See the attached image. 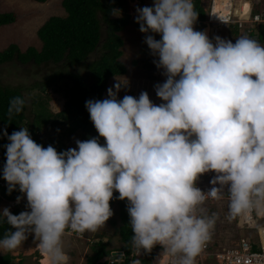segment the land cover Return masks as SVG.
Segmentation results:
<instances>
[{
    "label": "clouds",
    "instance_id": "clouds-1",
    "mask_svg": "<svg viewBox=\"0 0 264 264\" xmlns=\"http://www.w3.org/2000/svg\"><path fill=\"white\" fill-rule=\"evenodd\" d=\"M136 13L141 33L161 36L146 35L145 43L163 70L164 82L154 85L163 102L154 104L146 91L118 99L127 79L107 89V98L87 100L103 145L92 137L57 152L36 143L27 127L11 135L3 131L9 141L7 191L18 187L30 211L0 212V222L15 229L0 238V252H14L34 233L45 264H69L64 236L103 228L113 215L114 191L127 200L131 255L159 244L170 264H195L212 238L220 215L209 211L208 200L226 195L229 220L254 211L264 215V45L237 28L246 35L235 43L210 39L204 19L202 30H194L193 0H154ZM111 15L119 18L121 10ZM25 104V98L14 97L9 115L21 113ZM208 172L215 176L204 192L197 180ZM105 257L108 264H120Z\"/></svg>",
    "mask_w": 264,
    "mask_h": 264
},
{
    "label": "trees",
    "instance_id": "trees-1",
    "mask_svg": "<svg viewBox=\"0 0 264 264\" xmlns=\"http://www.w3.org/2000/svg\"><path fill=\"white\" fill-rule=\"evenodd\" d=\"M194 4L198 13L196 29L201 31L205 10L200 5V0H194ZM61 5L65 14L49 16L37 29V36L42 42L40 49L28 46L24 51H20L17 44L11 43L0 51V63L16 59L18 63H28L33 66L46 67L48 64H53L57 66L58 71L47 76L48 82L36 81V85L44 88L51 80L61 78L72 83L63 94L65 101L63 108L58 112H51L41 100H37V109L33 112V119L29 123L31 126L29 132L34 133L47 124L55 129L65 125L67 134L79 129L83 136L85 133H90L96 137L99 134L90 120L85 102L91 97L94 100L107 98L101 97V94L108 79L123 75L127 71V67L120 60L124 40L119 32L131 21L128 14V0H61ZM112 9H120L121 16L118 18L111 15ZM255 9L252 10L253 13ZM16 19L17 14L14 11H0V26L13 23ZM248 35L254 36V33ZM256 36L259 38L258 41L264 39V23H260ZM142 53L145 54L142 60L147 71L146 77L155 79V73L160 70L153 63L157 58L151 55L147 45L144 46ZM65 70H68L67 74L64 73ZM85 76L90 77V80L85 79ZM17 96L24 98L20 86H0V200L7 201L16 200L17 196L23 195L18 187L9 194L7 182L3 179V167L6 163L5 145L9 143L3 131L6 130L7 134L11 135L26 123V104L21 113L13 112L11 115L8 113L10 101ZM49 145L55 147L57 152L66 151L61 140L50 138L47 141V146ZM118 196L119 193L114 191L113 199L109 203L117 204L119 221L117 229L122 243L119 249L124 253L120 264H130L135 258L140 259L141 264H156L164 252L161 245H155L149 253L142 252L139 257L131 255L130 240L133 233L129 225L127 200H119ZM19 211L16 207L11 213L18 215ZM116 221L111 219L112 224ZM14 230L6 222H0V238H3L6 231ZM91 250L92 253L87 257L85 264H108V260L101 261L110 254L106 241L101 238L95 240L91 244ZM0 264H13V256L9 253L1 254Z\"/></svg>",
    "mask_w": 264,
    "mask_h": 264
},
{
    "label": "rangeland",
    "instance_id": "rangeland-1",
    "mask_svg": "<svg viewBox=\"0 0 264 264\" xmlns=\"http://www.w3.org/2000/svg\"><path fill=\"white\" fill-rule=\"evenodd\" d=\"M236 1V4L239 6L243 2L242 0ZM153 3L154 0H128V14L131 21L119 32L124 40L121 47L122 56L120 57V60L127 67V71L123 75L109 78L101 97H107V89L112 87L117 80L124 82L127 79V86L122 87L117 93L118 99H122L125 95H131L138 98L142 91H146L150 100L154 104L159 105L163 102L156 96L154 89V85L157 83H163L165 80V77L162 75L163 70L160 69L157 74L155 73L156 78L150 80L146 77L147 71L142 60L143 57H145L142 50L144 46L147 45L145 43V38L146 35H150L151 33H141L139 31V24L135 22V17L137 15L136 9L144 6L151 7L153 6ZM206 4L207 0L203 2V6L206 7ZM0 11H14L17 14V19L13 23L0 26V51L7 48L11 43L17 44L20 51H24L28 46H34L37 49H40L42 42L37 36V29L39 26L51 15L65 14L63 6L61 5V0H46L44 2H37L34 0H0ZM203 31L208 35L207 28L203 29ZM152 34L157 40L161 38L158 33ZM242 35L246 34L238 33L236 35L232 30H229L227 33L220 31V33L215 36H220L221 38L231 40L235 43L237 37ZM247 36L256 41L259 39L256 35ZM258 42L261 45H264V39ZM56 67L57 66H54L53 64H48L46 67L43 65L33 66L28 63L21 64L18 63L16 59L0 63V86H20L21 92L26 100V123L20 126L17 131H19L21 127H27L28 130H30L31 126L29 123L33 119V112L37 109V100H41L51 112H58L63 108V103L65 101L63 94L70 88L72 83L61 78L51 80L44 88L36 85V81L43 82L46 80L48 82L47 76L52 74V72L58 71ZM64 73L67 74L68 70H65ZM85 79L90 80V77L85 76ZM90 99L94 100L93 97ZM29 133L35 142L44 147H47V141L50 138H54L56 141L61 140L64 143L66 150L69 148H75L76 140L84 141L85 139V136L82 135V131L79 129L72 134H67L65 125L55 129L52 125L47 124L43 128L36 130L34 133ZM96 137L99 138V142L102 145L105 144L103 137H99L98 135ZM214 176L215 173L213 172L205 173L199 177L197 184L206 183L212 187L210 180ZM13 203L16 204L17 201H13ZM227 204L228 201L226 195L223 200H210L206 203V207L210 212H217L220 215V220L217 222L211 238L214 247L232 245L236 242L239 236H254L255 233V229L253 228L240 226L242 223V216L235 217L231 220L227 219ZM26 205V194L21 196L20 202L16 205L10 204L7 200H0V212H2L4 208H8L11 212L16 207L19 208V213L22 211H30ZM110 207L113 211V215L105 222L103 228L95 232L98 233L100 231L95 239L105 236L104 241L107 242V248L110 249L109 247H111L114 249L121 246L122 243L117 230L119 225L117 204L113 203ZM111 219L117 220L114 225L111 223ZM259 222L264 223V215L260 217ZM67 233H70V231ZM29 238L31 240L30 244L33 245L30 247L28 244L29 242L26 241L29 240ZM26 240L22 243L19 249L9 254L19 256L24 264H36L40 257V253L39 249H36L37 247L35 246V243L39 241L35 238L34 233L28 234ZM25 245H27L26 250L24 248ZM3 253L5 252H0V255ZM88 253L90 254L89 249L87 250V254ZM87 254H83L81 260L78 258V260L81 261L79 264L86 262L85 259Z\"/></svg>",
    "mask_w": 264,
    "mask_h": 264
},
{
    "label": "built area",
    "instance_id": "built-area-1",
    "mask_svg": "<svg viewBox=\"0 0 264 264\" xmlns=\"http://www.w3.org/2000/svg\"><path fill=\"white\" fill-rule=\"evenodd\" d=\"M236 2L207 0L203 23L213 28L214 33L221 27L232 25L247 35L259 28L260 23H264V10L251 13L249 9H245L249 7L248 4L243 3L239 6ZM193 27L196 30V23ZM197 187L204 192L211 188L206 183L197 184ZM261 216L263 215L255 211L248 216H242L240 226L255 229L254 236H239L232 245L218 247H214L209 240L195 258V264H264V223L259 222ZM163 256L166 258L164 263L161 262ZM112 262L113 260H109V263ZM156 264H170L165 250Z\"/></svg>",
    "mask_w": 264,
    "mask_h": 264
},
{
    "label": "crops",
    "instance_id": "crops-1",
    "mask_svg": "<svg viewBox=\"0 0 264 264\" xmlns=\"http://www.w3.org/2000/svg\"><path fill=\"white\" fill-rule=\"evenodd\" d=\"M245 4H248L249 5V7L250 8H252L253 10L255 9L256 11H259V10H261V9H264V0H242ZM204 2H205V0H204ZM205 26H206V28H210L211 29V32H210V35H209V38L211 39L212 37H214L215 35H217L218 33H220V31L221 32H224V33H227V31H233L234 32V34H238V33H241V32H238L236 29H235V27H233L232 25H229V26H224V27H221L220 29H218L217 30V33H214L213 31H212V29L213 28H211L209 25H206L205 24ZM205 28V27H204ZM236 31V32H235ZM156 74H157V72H156ZM117 76H119V75H117ZM113 77V76H112ZM111 78V77H110ZM151 80V79H150ZM9 202V201H8ZM10 204H12V205H16V204H18V203H13V202H10ZM114 220V219H113ZM112 223V222H111ZM114 225V224H113ZM118 230V229H117ZM100 232V231H99ZM98 232V233H99ZM95 232H93V233H91V232H85L84 234H82L81 236H76L75 234H73V233H66V235L64 236L65 238H63V241H64V248H65V251L67 252V254L69 255V257H70V260H69V264H79V262H81V261H79L78 260V258L81 260V258H82V256H83V254H87V250L89 249V251H90V254L92 253V250H91V244H93L94 242H95V240H97V239H95V237H96V235L98 234V233H95ZM93 234H94V236H93ZM107 236V235H106ZM101 239H105V236H102V237H100ZM100 238H98V239H100ZM95 239V240H94ZM26 241H28L29 243V247L30 246H33L32 244H30V238H29V240H26ZM38 244H39V242H36L35 243V246L37 247L36 249L38 250L39 248H38ZM158 245V244H157ZM25 250H26V248H27V245H25ZM110 249V251H112V250H119V248H120V246L119 247H117V248H114V249H112L111 247H109ZM37 252V251H36ZM5 253H9V252H5ZM5 253H3V254H5ZM39 253H40V257H39V259H38V261H37V263L38 264H40V259L42 258V254H41V252H40V249H39ZM80 253H82V254H80ZM89 253L86 255V259H87V257L90 255ZM13 256V261L14 260H18L19 262H21V264H24L23 263V261H22V259H20V257L19 256H17V255H12ZM85 259V260H86ZM74 260V261H73ZM77 260V261H76ZM104 260H107V257L105 258V257H103L102 258V260L101 261H104ZM36 262V261H35ZM84 262V261H83ZM82 264H85V262L84 263H82Z\"/></svg>",
    "mask_w": 264,
    "mask_h": 264
},
{
    "label": "water",
    "instance_id": "water-1",
    "mask_svg": "<svg viewBox=\"0 0 264 264\" xmlns=\"http://www.w3.org/2000/svg\"><path fill=\"white\" fill-rule=\"evenodd\" d=\"M203 2H204V0H200V5L201 6H203ZM92 137L93 136L90 133H85L84 141L88 140V139H91ZM123 258H124V253H123L122 250H112L110 252L109 259H111V260L120 259V261H121V260H123Z\"/></svg>",
    "mask_w": 264,
    "mask_h": 264
},
{
    "label": "bare ground",
    "instance_id": "bare-ground-1",
    "mask_svg": "<svg viewBox=\"0 0 264 264\" xmlns=\"http://www.w3.org/2000/svg\"><path fill=\"white\" fill-rule=\"evenodd\" d=\"M205 28H206V27H205ZM205 28H204V29H205ZM207 30H208V36H209V35H210V32H211V29L208 27ZM38 248H39V244H38ZM41 254H42V253H41ZM42 255H43V254H42ZM165 259H166V258L163 257L162 260H161V262L164 263V262H165ZM40 264H45V257H44V256L41 258V260H40Z\"/></svg>",
    "mask_w": 264,
    "mask_h": 264
}]
</instances>
